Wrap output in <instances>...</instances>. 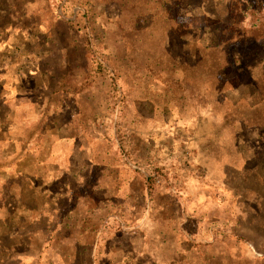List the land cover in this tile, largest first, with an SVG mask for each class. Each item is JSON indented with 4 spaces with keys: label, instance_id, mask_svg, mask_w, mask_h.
<instances>
[{
    "label": "rangeland",
    "instance_id": "obj_1",
    "mask_svg": "<svg viewBox=\"0 0 264 264\" xmlns=\"http://www.w3.org/2000/svg\"><path fill=\"white\" fill-rule=\"evenodd\" d=\"M262 80L264 0H0V264H264Z\"/></svg>",
    "mask_w": 264,
    "mask_h": 264
},
{
    "label": "trees",
    "instance_id": "obj_2",
    "mask_svg": "<svg viewBox=\"0 0 264 264\" xmlns=\"http://www.w3.org/2000/svg\"><path fill=\"white\" fill-rule=\"evenodd\" d=\"M171 2H174V1H176V0H170ZM237 24V22H236V19H234V21L232 22V27H235V25ZM240 39H241V37L240 36H238V37H233V38H230V41H228V42H230V43H232V42H234V40H236L235 42V44H233V45H235L236 47H238V46H240L241 44H238L239 42H240ZM262 81H264V80H262ZM262 81H261V83H262ZM260 90V92L262 93V91H264V88L263 89H261V88H259ZM150 181V180H149ZM152 190V189H151Z\"/></svg>",
    "mask_w": 264,
    "mask_h": 264
}]
</instances>
